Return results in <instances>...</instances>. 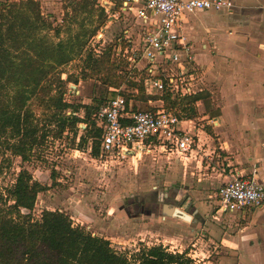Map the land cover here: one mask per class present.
Returning a JSON list of instances; mask_svg holds the SVG:
<instances>
[{"label":"rangeland","instance_id":"rangeland-1","mask_svg":"<svg viewBox=\"0 0 264 264\" xmlns=\"http://www.w3.org/2000/svg\"><path fill=\"white\" fill-rule=\"evenodd\" d=\"M37 1L41 4L44 18L61 29L57 38L50 32L53 40L67 42L75 36L78 25L70 8L73 0ZM98 16L97 12L95 24L100 21ZM118 23L109 27L105 23L98 37L91 39L73 62L61 68L63 79L72 74L78 80L77 84L67 86L64 96L73 106L71 112L75 107L79 108L76 115L82 121L78 126L59 139L50 134L43 145L28 154L26 161L0 150V197L6 198L18 173L27 169L36 181L48 188L38 195L33 211L35 220H40L45 210L63 212L75 225L84 227L93 236L108 240L114 251L135 264H139L138 260L144 252L159 247L168 253L183 255V260L190 264H244L240 256L230 253L225 246L210 243L209 239L214 236L206 230L199 231L198 225L215 208L214 200L209 197L219 186L222 180L219 174L224 168L230 165L227 170L246 169L251 163H262V157L257 153L260 150L258 146L264 147V136H252L247 129L239 127L235 136L228 137L221 128L214 130L207 121H197L196 128H204L208 135L195 132L197 149L192 155L158 150L136 162L131 158L100 161L99 157L90 154L97 129L92 117L85 121L84 106H90L94 112L103 105L115 80L123 82L119 90L128 99L133 98L131 102L136 109L148 110L156 106L133 97L136 88L141 94L142 83L135 81L139 76L137 72L128 71L127 54L120 50L125 43L118 42L125 25ZM86 24L91 28L90 22ZM90 53L96 60L110 59L114 67L111 64V69L95 73L91 68L94 61L88 63ZM240 56L245 60L249 58L247 61L251 68H245L246 74L255 78L258 75L256 69L264 65V54ZM214 78L211 77V81L205 78L208 95H204V107H196L197 118L203 113L211 117L223 114L225 106L221 86L213 81ZM241 100H249V97L242 96ZM31 107L43 132L55 130L54 127L49 129L44 110L36 101L31 103ZM166 109L178 116L184 115L179 107ZM228 109H231L230 105ZM240 115H255L264 120V103H259L253 113L240 107ZM89 130L91 133H88ZM169 209H188L187 212L193 214L195 220L189 222L175 218L168 214ZM223 222H220L221 228ZM210 224L214 226L216 222L210 220ZM211 225L207 227H213ZM260 263L264 264V260Z\"/></svg>","mask_w":264,"mask_h":264},{"label":"trees","instance_id":"trees-1","mask_svg":"<svg viewBox=\"0 0 264 264\" xmlns=\"http://www.w3.org/2000/svg\"><path fill=\"white\" fill-rule=\"evenodd\" d=\"M70 8L78 31L64 42L50 36L53 32L57 38L61 29L44 18L37 0L0 1V150L20 157L22 161H26L36 147L43 145L50 134L59 139L82 121L76 115L79 108L75 107L71 112L73 106L64 98L67 86L77 84L78 80L72 74L63 79L61 68L84 51L107 23V15L98 0H73ZM97 12L100 21L95 24ZM88 22L91 28L86 24ZM108 52L112 54L111 50ZM92 61L91 68L95 73L111 69L110 59L96 60L90 53L88 63ZM116 81L111 83L114 86L107 93L108 100L101 106L119 96L127 101L133 99L120 92L123 82ZM140 86L143 96L133 94L136 100L148 103L163 99L167 108L181 109L184 113L179 116L181 120L197 118L196 104L208 95L204 92L173 99L168 91L162 96L147 95L144 85ZM33 101L43 108L49 129L54 127L55 130L42 131L32 111ZM84 108L85 121L91 117L93 120L98 109L92 112L90 106ZM94 137L92 156L99 157V129ZM47 189L27 169H22L6 198L0 197V264H135L114 251L108 240L75 226L63 212L45 210L41 219L35 220L33 211L38 195ZM183 259V255L171 254L159 247L144 252L138 263L190 264Z\"/></svg>","mask_w":264,"mask_h":264},{"label":"built area","instance_id":"built-area-1","mask_svg":"<svg viewBox=\"0 0 264 264\" xmlns=\"http://www.w3.org/2000/svg\"><path fill=\"white\" fill-rule=\"evenodd\" d=\"M98 2L105 9L108 20L119 21L133 16V21L139 24L142 42L138 49L136 43L125 36L118 42L126 44V48L120 50L127 54L128 71L137 72L139 76L135 81L144 85L147 95L162 96L168 91L173 99H182L204 91L198 90L196 58L191 44L180 32L181 22L186 15L197 11L231 12L234 7L231 0ZM131 50L134 54H129ZM135 93H139L138 89ZM131 101L119 96L93 115L95 127L100 130V161L131 158L138 162L158 150L183 155L195 152L196 134L179 127L184 120L167 110L163 99L148 102L156 104L148 110L134 109ZM89 152L92 154V146ZM227 169L222 170V180L215 191L218 210L224 214L243 215L251 209L264 210V179L256 173L242 176L237 169Z\"/></svg>","mask_w":264,"mask_h":264},{"label":"crops","instance_id":"crops-1","mask_svg":"<svg viewBox=\"0 0 264 264\" xmlns=\"http://www.w3.org/2000/svg\"><path fill=\"white\" fill-rule=\"evenodd\" d=\"M231 1L234 4L231 12L203 10L188 14L182 19L180 32L191 44L196 58L198 90H204L200 92L201 94L208 91L205 78L211 81L210 78L215 77L213 81L221 86L225 107L222 116L211 117L203 113L197 120L182 121L179 127L193 134L203 132L208 135L204 128H196L197 121H207L208 126L214 130L221 128L229 135L228 137L235 136L239 132V127L247 129L252 136L258 137V134L264 136V120L255 115H240V107L253 113L259 103L262 105L264 103V65L259 70L256 69L258 75L255 78L249 77L245 70L251 68L247 61L249 58L245 60L240 56L264 54V0ZM132 18L133 16H126L119 21L107 18V24L108 27L115 22L125 25L122 37L132 39L138 49L142 35L138 31L139 24ZM123 47L125 49L126 44ZM129 54L134 52L131 50ZM242 96L249 97V100H241ZM148 104L151 106L155 103ZM229 105L231 109H228ZM196 107H204L203 100H200ZM258 148L260 150L257 154L262 157L260 160L262 163H251L246 169L237 168V173L242 176L256 173L259 178L264 179V147ZM217 188L209 197L214 200L215 208L199 223V231H208L214 236L209 239L210 243L219 247L225 246L230 253L240 256L244 264H261L260 262L264 260V210L251 209L244 215L224 214L218 210L215 192ZM194 220L195 218L192 221ZM210 220L216 224L211 225ZM222 220L224 226L221 228ZM208 225L213 227L208 228Z\"/></svg>","mask_w":264,"mask_h":264},{"label":"water","instance_id":"water-1","mask_svg":"<svg viewBox=\"0 0 264 264\" xmlns=\"http://www.w3.org/2000/svg\"><path fill=\"white\" fill-rule=\"evenodd\" d=\"M187 210L188 209H186L185 211H182L180 209H169L168 214H171L175 218H180V219L191 222L194 218V215L191 213H188Z\"/></svg>","mask_w":264,"mask_h":264}]
</instances>
